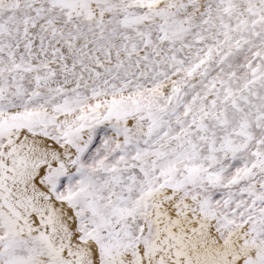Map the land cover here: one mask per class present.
I'll return each instance as SVG.
<instances>
[{
  "label": "snow or ice",
  "instance_id": "6c2138e0",
  "mask_svg": "<svg viewBox=\"0 0 264 264\" xmlns=\"http://www.w3.org/2000/svg\"><path fill=\"white\" fill-rule=\"evenodd\" d=\"M0 264H264V0H0Z\"/></svg>",
  "mask_w": 264,
  "mask_h": 264
}]
</instances>
